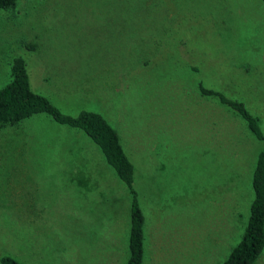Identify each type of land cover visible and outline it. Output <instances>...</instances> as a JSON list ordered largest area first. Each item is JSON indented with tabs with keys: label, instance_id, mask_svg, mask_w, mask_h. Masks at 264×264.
Listing matches in <instances>:
<instances>
[{
	"label": "rangeland",
	"instance_id": "1",
	"mask_svg": "<svg viewBox=\"0 0 264 264\" xmlns=\"http://www.w3.org/2000/svg\"><path fill=\"white\" fill-rule=\"evenodd\" d=\"M14 55L32 91L117 131L143 264H221L245 226L261 142L197 84L241 100L264 133L263 1L18 0L0 10V87ZM129 202L81 130L44 113L0 127V255L125 264Z\"/></svg>",
	"mask_w": 264,
	"mask_h": 264
},
{
	"label": "trees",
	"instance_id": "2",
	"mask_svg": "<svg viewBox=\"0 0 264 264\" xmlns=\"http://www.w3.org/2000/svg\"><path fill=\"white\" fill-rule=\"evenodd\" d=\"M17 1L0 0V10H12ZM262 1L264 3V0ZM25 47L32 49V44L25 43ZM9 62V78L0 87V127L14 125L36 113H44L58 124L81 130L98 147L103 159L130 195L125 264H143L144 215L132 186L133 164L120 144L117 131L98 112L83 109L74 115L61 112L45 96L30 89L22 56L14 55ZM197 87L200 95L216 99L228 111L238 116L254 138L261 142L251 172L252 199L245 226L239 240L221 262V264H253L264 247V133L258 118L241 100L216 89L207 88L201 83H198ZM0 264L23 263L9 255L1 254Z\"/></svg>",
	"mask_w": 264,
	"mask_h": 264
}]
</instances>
